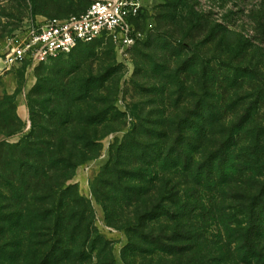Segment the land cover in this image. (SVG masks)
Returning a JSON list of instances; mask_svg holds the SVG:
<instances>
[{
	"label": "rangeland",
	"instance_id": "obj_1",
	"mask_svg": "<svg viewBox=\"0 0 264 264\" xmlns=\"http://www.w3.org/2000/svg\"><path fill=\"white\" fill-rule=\"evenodd\" d=\"M90 1L0 0V57L19 27L78 16ZM142 4L133 45L104 35L8 70L0 58V264L15 262L6 240L23 250L32 242L33 220L20 211L35 212L42 195L90 223L116 264H223L212 262L223 228L210 215L201 223L195 208L212 193L193 172L246 109V126L264 128V0ZM245 66L258 74L232 83ZM212 114L219 120L198 147L212 128L201 116ZM176 232L191 237L187 250H174ZM105 256L95 250L93 263Z\"/></svg>",
	"mask_w": 264,
	"mask_h": 264
},
{
	"label": "trees",
	"instance_id": "obj_2",
	"mask_svg": "<svg viewBox=\"0 0 264 264\" xmlns=\"http://www.w3.org/2000/svg\"><path fill=\"white\" fill-rule=\"evenodd\" d=\"M235 70L232 83L244 76L253 78L258 74V69L254 67ZM216 117L217 114H212L210 119L201 116V121L209 122L212 128H203L198 133V147L201 141L210 139L214 123L219 120ZM251 118L246 109L239 115L238 121L225 130V135L213 145L214 148L201 150V159L193 172L199 190L212 193V202L211 197L207 200L202 196L196 198L195 208L201 209L199 220L202 223L204 216L210 215L213 221L219 223L228 247L226 253V246L221 247L222 254L212 257V262L264 264V128H248L246 125L252 122ZM21 198L26 200V194ZM206 201L209 203L206 204ZM36 204L39 206L35 212L20 211L24 219L33 220L28 224L33 226L25 228L32 242L25 250L7 240L2 245L10 249L7 253L13 257L10 259L15 260L12 264H95V250L101 253L109 251V256H105L99 264H116L108 241L102 239L90 223L83 225L84 219H75L70 214L65 217L64 212L55 210L52 199L45 195L40 196ZM66 218L70 221L64 222ZM136 230L142 236L145 234L140 224H137ZM169 237L177 243L174 246L176 252L187 250L188 246L183 241L190 240V236L176 232ZM164 247L170 249L169 246ZM169 249L167 251H172Z\"/></svg>",
	"mask_w": 264,
	"mask_h": 264
},
{
	"label": "built area",
	"instance_id": "obj_3",
	"mask_svg": "<svg viewBox=\"0 0 264 264\" xmlns=\"http://www.w3.org/2000/svg\"><path fill=\"white\" fill-rule=\"evenodd\" d=\"M142 7V0H92L78 16L30 21L13 32L0 57L3 68L8 70L22 60L39 63L104 35L125 46L133 45L142 35L132 27L131 18L138 16Z\"/></svg>",
	"mask_w": 264,
	"mask_h": 264
}]
</instances>
